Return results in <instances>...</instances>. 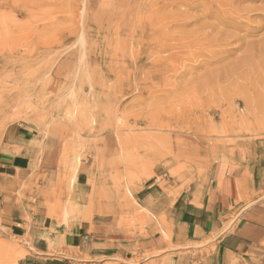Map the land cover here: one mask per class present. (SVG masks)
<instances>
[{"label":"rangeland","instance_id":"1","mask_svg":"<svg viewBox=\"0 0 264 264\" xmlns=\"http://www.w3.org/2000/svg\"><path fill=\"white\" fill-rule=\"evenodd\" d=\"M229 1L0 0V146L26 125L48 216L91 220L103 250L70 264H204L213 252L175 243L137 198L160 171L189 182L264 159V0ZM2 238L0 264L26 244Z\"/></svg>","mask_w":264,"mask_h":264},{"label":"crops","instance_id":"2","mask_svg":"<svg viewBox=\"0 0 264 264\" xmlns=\"http://www.w3.org/2000/svg\"><path fill=\"white\" fill-rule=\"evenodd\" d=\"M35 137L26 125L11 124L0 146V234L7 244L11 236L26 241L14 245L18 256L3 258V264H70L71 252L100 255L102 240L90 219L69 225L44 209L52 191L41 174L44 166L30 171ZM259 156L252 152L234 164L221 162L189 182L190 174L171 180L169 172L160 171L139 191L138 203L170 225L175 243L209 242L214 249L204 264H264V159ZM21 182L27 187L24 199L16 194ZM73 188L77 200L88 195L79 183ZM31 197L40 203L37 208Z\"/></svg>","mask_w":264,"mask_h":264},{"label":"bare ground","instance_id":"3","mask_svg":"<svg viewBox=\"0 0 264 264\" xmlns=\"http://www.w3.org/2000/svg\"><path fill=\"white\" fill-rule=\"evenodd\" d=\"M229 1V0H228ZM230 2V1H229ZM232 3V2H231ZM228 5H229V3H228ZM227 7V6H226ZM217 10V9H216ZM214 11H215V9H214ZM221 12H222V10H221ZM215 13H216V11H215ZM219 13V12H218ZM216 15V14H215ZM219 18H221V17H219ZM223 19V18H222ZM219 20H221V19H219ZM220 23H221V21H220ZM223 24V23H222ZM168 263V262H167Z\"/></svg>","mask_w":264,"mask_h":264}]
</instances>
